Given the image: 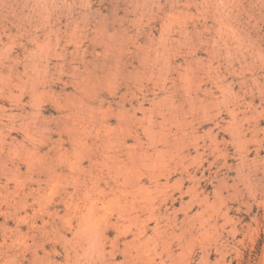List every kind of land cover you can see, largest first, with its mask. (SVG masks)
<instances>
[{"label": "rangeland", "instance_id": "obj_1", "mask_svg": "<svg viewBox=\"0 0 264 264\" xmlns=\"http://www.w3.org/2000/svg\"><path fill=\"white\" fill-rule=\"evenodd\" d=\"M0 264H264V0H0Z\"/></svg>", "mask_w": 264, "mask_h": 264}, {"label": "bare ground", "instance_id": "obj_2", "mask_svg": "<svg viewBox=\"0 0 264 264\" xmlns=\"http://www.w3.org/2000/svg\"><path fill=\"white\" fill-rule=\"evenodd\" d=\"M164 49V48H163ZM157 50V49H156ZM164 58V57H163ZM21 81V80H20ZM32 83V82H31ZM103 118V117H102ZM73 138V137H72ZM105 154V153H104ZM156 154H158V152L156 153ZM60 159V158H59ZM109 159V158H108ZM132 160V159H131ZM105 165V164H104ZM219 198V197H218ZM257 219V218H256Z\"/></svg>", "mask_w": 264, "mask_h": 264}]
</instances>
